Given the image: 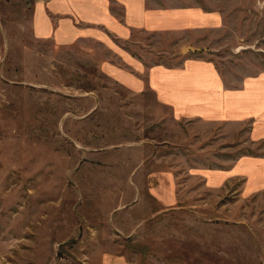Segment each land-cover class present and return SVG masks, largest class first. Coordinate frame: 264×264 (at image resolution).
Returning <instances> with one entry per match:
<instances>
[{
    "label": "rangeland",
    "instance_id": "1",
    "mask_svg": "<svg viewBox=\"0 0 264 264\" xmlns=\"http://www.w3.org/2000/svg\"><path fill=\"white\" fill-rule=\"evenodd\" d=\"M30 2L0 0V264H99L104 250L133 264H264V186L248 188L246 163L264 160V139H251V121L176 120L153 93L136 96L103 71L107 48L35 39ZM149 3L199 4L223 24L137 35L125 48L146 64L177 66L191 43L231 89L264 74V0ZM151 153L178 177L174 206L103 186ZM238 161L240 174L207 185L204 168Z\"/></svg>",
    "mask_w": 264,
    "mask_h": 264
},
{
    "label": "crops",
    "instance_id": "2",
    "mask_svg": "<svg viewBox=\"0 0 264 264\" xmlns=\"http://www.w3.org/2000/svg\"><path fill=\"white\" fill-rule=\"evenodd\" d=\"M31 1L30 26L35 39L65 47L86 43L87 48L93 50L103 46L111 51L103 71L136 96L153 93L156 103L172 109L176 120L198 119L232 126L251 121L255 133L251 139H264V74L249 79L241 90H234L226 86L215 63L199 54L201 49L191 48V43L187 52H182V61L177 66L158 62L146 64L141 53L125 48V44L135 42L140 34L174 37L188 33L196 37L208 29H218L223 24L220 11L210 12L199 4L156 6L149 0ZM168 55L175 57L177 54L174 51ZM137 146L146 148L149 145ZM156 155L151 153L137 162L132 160L131 167H125L126 179L103 180V186L138 189L133 201H137L140 190L145 189V195L156 205L174 206L179 200L178 177L172 168L156 170L160 162ZM234 162L229 169L204 168L207 185L218 186L240 174L239 161ZM246 163L248 188L264 186L261 184L264 176L256 174V168L264 172V160L248 158ZM94 184L99 185L95 180ZM117 201L125 202L123 198ZM99 264L133 263L124 254L104 250Z\"/></svg>",
    "mask_w": 264,
    "mask_h": 264
}]
</instances>
